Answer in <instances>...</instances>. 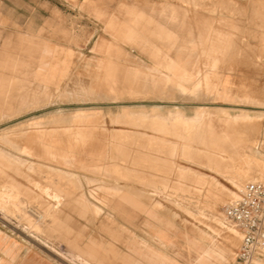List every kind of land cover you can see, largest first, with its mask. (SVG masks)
Returning a JSON list of instances; mask_svg holds the SVG:
<instances>
[{
    "label": "rangeland",
    "instance_id": "obj_1",
    "mask_svg": "<svg viewBox=\"0 0 264 264\" xmlns=\"http://www.w3.org/2000/svg\"><path fill=\"white\" fill-rule=\"evenodd\" d=\"M44 2L0 0V193L13 194L0 228L56 261L75 264L71 251L99 264L86 252L91 235L128 249L127 234L101 229L124 222L105 185L128 186L179 235L182 262V238L205 237L227 243L232 264L241 235L225 210L243 165L234 146L264 171V0ZM175 111L185 117H166ZM216 145L225 159L212 158ZM31 209L45 213L39 228ZM145 222L138 213L130 230L146 237Z\"/></svg>",
    "mask_w": 264,
    "mask_h": 264
},
{
    "label": "crops",
    "instance_id": "obj_2",
    "mask_svg": "<svg viewBox=\"0 0 264 264\" xmlns=\"http://www.w3.org/2000/svg\"><path fill=\"white\" fill-rule=\"evenodd\" d=\"M36 8H38V6ZM51 8L53 10H56V12H63L62 7L57 4H54ZM107 186V189L109 188L110 190H112V192H110L111 197L108 198L107 205L110 206L113 210L120 212L121 218L124 222H117L115 219L108 218L106 222L104 221L103 223H101V229L107 231L111 236L114 237H119L123 234H127L126 244L128 246V249L125 251L121 250L112 241H106L101 237L91 235L87 241V247L89 250L88 252L90 253L91 251L95 250V253L101 254L99 264H111V260L112 258L114 259L115 256V259L120 260L121 264H156L148 259L146 260L145 258H142V254L151 252L157 253L163 250L166 247V241L172 239L175 240L177 238L176 236L179 235H177L169 225L161 224L157 220H153L150 218V215L146 213L147 206L139 193L134 192L128 186H122L119 188H117L114 184ZM114 191L117 192L114 193ZM131 191H133V193ZM97 198L98 197L96 196V199ZM91 211H93L94 214L97 215L100 214L103 209L98 204H95ZM138 213H143L146 216V237H140L138 234H136L135 231L130 230V226L133 224L134 217ZM236 230L239 235H241L240 231L237 228ZM88 243H93L94 245L88 246ZM107 253L111 254L108 255ZM78 254L80 253L78 252ZM82 255L85 257L84 254ZM111 255L113 256L112 258ZM86 258L90 262L92 261L90 258ZM108 258L110 259V262L108 261ZM136 260L139 263L136 262ZM262 261L263 260H260L259 264H261ZM0 264L69 263L56 261L53 254L47 252L46 250H43L42 247H38L32 244H24L17 233L6 231L0 228ZM90 264H93V262H91Z\"/></svg>",
    "mask_w": 264,
    "mask_h": 264
},
{
    "label": "bare ground",
    "instance_id": "obj_3",
    "mask_svg": "<svg viewBox=\"0 0 264 264\" xmlns=\"http://www.w3.org/2000/svg\"><path fill=\"white\" fill-rule=\"evenodd\" d=\"M118 14V13H117ZM138 14V13H137ZM115 16V15H114ZM131 16V15H130ZM134 16V15H133ZM120 17V15H119ZM135 17V16H134ZM133 18V17H132ZM131 18V19H132ZM8 79V78H7ZM8 84V83H7ZM13 84V83H11ZM179 85H182L180 82H179ZM183 86V85H182ZM15 87V86H14ZM12 93V92H11ZM200 110H197L195 112V114H200ZM159 114V113H158ZM202 115V113L200 114ZM161 116V114H160ZM163 116H161L162 118ZM166 117H169V118H174V119H177V118H180V117H185V114L182 112V111H175V112H171L168 116ZM199 118V116H197ZM197 118V119H198ZM164 119V118H163ZM195 119V117L193 118V120ZM205 120V119H203ZM161 121V120H160ZM159 121V122H160ZM185 121V120H184ZM192 120L189 119V122H191ZM195 122V121H194ZM207 123V122H206ZM205 123V124H206ZM188 124H186L187 126ZM200 126V125H199ZM204 126V125H203ZM190 129V128H188ZM79 131H82V128H78ZM255 133V132H254ZM225 135V139H228L230 137V133L226 132V134L224 133ZM251 135V134H250ZM254 135V134H253ZM252 135V136H253ZM81 137L84 136V134H81L80 135ZM249 137V136H248ZM252 138V137H251ZM250 139V138H249ZM83 140V139H82ZM251 140V139H250ZM210 143H211V140H210ZM49 144V143H48ZM205 144V143H204ZM193 145V144H192ZM196 145V144H194ZM210 145V144H208ZM205 146V145H204ZM218 145L216 146H213V151H212V158L216 157V158H221V159H225V157L228 156V150L227 149H224L223 148H220V147H217ZM50 147V145H49ZM232 147V146H230ZM229 147V148H230ZM233 148V147H232ZM234 150H236L238 152V158L243 162V165L238 169V172H237V175L236 173H234V175H236V179H233L232 181V184L234 185V187H239L238 191L242 190L243 186L245 185L244 183L246 182V180H251V181H255L257 180V178L259 177H263L264 178V171H261V161H260V158L256 155V154H251L249 153L248 151H246L245 149L244 150H241V149H238L237 147L234 146ZM47 150V149H46ZM48 151V150H47ZM204 152V151H203ZM208 153V152H207ZM208 156L211 157V154H207ZM204 158V157H203ZM218 158V159H219ZM242 158V159H241ZM228 159V158H227ZM220 160V159H219ZM218 161V160H216ZM230 163V162H229ZM224 165V164H223ZM232 165V164H231ZM222 167V166H221ZM189 168V167H188ZM191 170V169H190ZM258 174H261V176H257ZM233 175V176H234ZM255 176H257L256 178H254ZM50 179V178H49ZM53 179V178H52ZM51 180V179H50ZM49 180V181H50ZM215 180V179H214ZM260 180V179H258ZM262 181H264V179H261ZM213 181V180H212ZM216 181V180H215ZM55 184H58L60 185V188L61 190H63L64 192H67V193H71V191L69 189H67L66 187H63L61 185V179L59 180V183H55ZM107 186V185H106ZM105 186V187H106ZM116 189V188H115ZM113 189V190H115ZM110 191V190H109ZM112 191V190H111ZM121 191V190H120ZM237 191L236 193V198L238 197L239 195V192ZM230 192L235 193V191L233 190H230ZM114 193H116L114 191ZM119 194V193H117ZM12 192L11 190L7 189L5 191H2L0 193V204H5L7 203L6 201L9 199L12 198ZM226 195V194H225ZM226 197V196H225ZM222 198V196H221ZM220 198V200H221ZM229 198H232V197H229ZM235 198V199H236ZM226 199V198H225ZM233 200V199H232ZM222 201V200H221ZM224 202V201H223ZM226 202V201H225ZM209 204V203H208ZM211 205V204H210ZM14 206H17L16 203H14ZM186 209V208H185ZM19 210V208H18ZM20 214L21 215H24L25 217L27 216L25 214V211H22L20 210ZM198 211V210H197ZM201 212H203L202 210H199ZM29 214V217H31L29 220L31 221V224L34 226V227H37L39 228L40 226V223L39 221H42L43 218H44V215L45 213H42V212H39L37 211L36 209H31V211L28 212ZM191 213V212H190ZM214 213V212H213ZM202 214V213H201ZM204 215V214H203ZM214 218L217 216V215H213ZM221 217V216H220ZM213 219V217H212ZM219 219V218H218ZM216 218V220H218ZM221 221V220H220ZM233 226V225H232ZM229 227L232 232H236L231 234L232 232L230 231L229 234L232 235V238H234L235 236H239V233L237 232V230H235V228L233 227ZM241 234V233H240ZM229 236V235H228ZM88 241V240H87ZM231 241V239H230ZM206 239L205 237H199L197 239H194V241H191L189 239H183L182 238V242L180 244H183L186 248V252L188 253V258H187V263L185 262H182V260L179 258L180 256H182V250L178 247L177 250L175 252H173L172 250V247L174 246H178V244L175 243V241L172 239V240H169V241H166V247L159 251V252H151V253H146V254H142V258H145L146 260H150L156 264H227V260L230 256V253L229 252V245H227V243L225 245H220L218 247H215L214 248H211L210 245L206 244ZM205 243L207 246H204V247H201V245ZM213 243V242H212ZM214 244V243H213ZM94 244L93 243H88V246H93ZM235 245V244H234ZM182 247V245H181ZM93 248V247H91ZM96 248V247H95ZM184 248V247H183ZM55 250V249H54ZM103 250V249H102ZM95 251V250H94ZM94 251H93V254H94ZM232 251V250H231ZM87 253H89L88 251H86ZM80 253V252H79ZM106 253V252H105ZM59 254V253H58ZM84 254V253H83ZM90 254V253H89ZM108 254V253H107ZM111 254V253H109ZM108 254V255H109ZM66 256H68L70 259L74 260L73 262L75 264H90L91 262L86 258L88 256H83L81 253L78 254V253H75V252H71V251H68L67 254H65ZM91 255V254H90ZM101 255V254H100ZM99 255V256H100ZM114 255V254H113ZM68 257H65L66 259L69 260ZM110 257V256H109ZM113 256L111 255V258ZM92 258V257H91ZM116 258V256H115ZM114 258V259H115ZM109 259V258H108ZM113 259V258H112ZM110 262V259L108 260ZM260 259L258 260V263H259ZM94 262V261H93ZM103 262V261H102ZM101 262V263H102ZM136 262H138L136 260ZM135 263V262H134ZM139 263V262H138ZM229 263V262H228ZM104 264V263H103ZM146 264H149V263H146Z\"/></svg>",
    "mask_w": 264,
    "mask_h": 264
},
{
    "label": "built area",
    "instance_id": "obj_4",
    "mask_svg": "<svg viewBox=\"0 0 264 264\" xmlns=\"http://www.w3.org/2000/svg\"><path fill=\"white\" fill-rule=\"evenodd\" d=\"M225 212L241 233L232 264H259L264 260V181L247 182Z\"/></svg>",
    "mask_w": 264,
    "mask_h": 264
},
{
    "label": "snow or ice",
    "instance_id": "obj_5",
    "mask_svg": "<svg viewBox=\"0 0 264 264\" xmlns=\"http://www.w3.org/2000/svg\"><path fill=\"white\" fill-rule=\"evenodd\" d=\"M42 7H46L47 6V0H45L44 3L41 4ZM54 15H58V13L55 10H52Z\"/></svg>",
    "mask_w": 264,
    "mask_h": 264
}]
</instances>
